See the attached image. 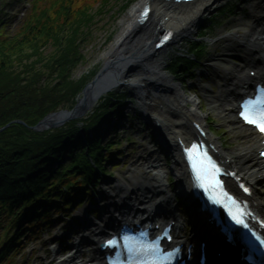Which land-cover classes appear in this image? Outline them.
<instances>
[{
  "label": "trees",
  "instance_id": "1",
  "mask_svg": "<svg viewBox=\"0 0 264 264\" xmlns=\"http://www.w3.org/2000/svg\"><path fill=\"white\" fill-rule=\"evenodd\" d=\"M112 1L51 0L42 6L45 0H37L12 36L0 20V128L14 120L26 124H11L0 133V264L14 263L24 235L49 221L52 208L67 211L78 200L83 203L82 194L91 198L94 181L106 174L108 153L118 146L103 144L101 128L122 113L127 99L123 92L106 94L87 118L61 129L38 133L29 128L48 113L70 108L95 73L98 64L72 79L83 59L81 49L113 11ZM116 1L123 12L134 0ZM97 4L100 8L94 11ZM186 45L189 55L173 57L170 68L171 74L185 78L207 55L197 43ZM58 199L61 203L55 204Z\"/></svg>",
  "mask_w": 264,
  "mask_h": 264
},
{
  "label": "rangeland",
  "instance_id": "2",
  "mask_svg": "<svg viewBox=\"0 0 264 264\" xmlns=\"http://www.w3.org/2000/svg\"><path fill=\"white\" fill-rule=\"evenodd\" d=\"M36 1L37 0H0V20L2 19L6 22V26L2 27L6 34L12 36L17 33L30 15L34 8V2ZM50 1L51 0H45L42 6L45 4L49 5ZM142 1L143 0H134L123 12L119 11V6L122 3L120 4V2L118 3L116 0L110 2L109 6H114L113 11L111 14L106 15V17L104 16L105 18L95 31L94 37L81 49L80 54L83 56V59L78 62L79 64L73 70L72 79L76 80L80 78L102 61V53L108 48L111 41L120 34L118 31L121 20L130 14V12ZM249 1L250 0H224L214 6L210 14L203 17L202 23H205V25L200 28L198 27L190 37L196 40L197 37L205 34L207 36L205 40L208 38V41L203 42V44H205L210 57L206 62L204 61V66L192 75L187 82H182L184 77L171 75L168 69L171 68L176 60L175 59L174 62L171 63L172 57L184 56L187 54L188 45H186V40L189 35L184 36L182 39H177V41L172 40L168 46L162 50L160 55L164 56L163 72L171 77L174 83L180 84L182 90L187 95H199L200 111L205 117L204 125L206 126L207 133L216 138L221 143L222 150L230 155L231 153L244 151L243 147L247 146L245 144L248 141L244 138L245 134L243 135L240 130H232L231 127L219 117L217 111L211 109L210 97L214 98L217 96V88L213 85L215 92H212L208 90V85L212 84L213 78L220 81L226 75V68H229L230 64L234 62V60L225 55L236 53L245 59L248 58L246 49L235 45L226 38L238 31L240 34H243L244 30L247 29L244 27L248 25L250 21L241 23L240 19L243 15L249 14ZM252 1L259 4V0ZM114 2H116L115 5ZM257 7H259V5ZM99 8L100 5H95L94 11H97ZM149 16L151 22H149V24L152 26L155 20L154 13L151 15L149 11ZM199 45L202 46V44ZM29 53H31V51H29ZM238 64L240 65L237 66H245L243 62H238ZM36 86H38V84ZM203 95L206 96V98H204ZM186 106L191 107V104H187ZM211 120L214 122L210 123ZM149 122L151 121L149 120ZM151 125L152 126H148L146 121L142 119V114L136 106L134 99L128 97L126 104L122 108V113L111 116L101 128L103 144L112 141L121 143L119 148H115L108 153L109 163H107L110 164L115 162L118 168L114 169L113 166L109 165L106 167L107 171L112 172V176H101L103 179L100 181L101 184L98 182L99 186L96 188L97 193L93 195L92 202H85L79 209L72 208L66 212H59L52 209L50 214L52 224L42 222L39 227H36V231H34L32 236L26 234L27 239L22 242L24 246L17 255H13L12 261L14 263L12 264H59L60 258L65 254L62 252L63 249L73 244V242L79 238V236H77L75 239H70L73 235L72 233L80 231L81 229L78 228L82 226V224L74 226L73 218L78 219V217H83L85 215L91 216V208L95 206L103 207L109 204V201L97 203V199H99L101 195H105L102 189V183L105 184L103 187L110 192V194H114L116 193V187L119 182H126L132 188L135 181L140 182L143 179H152L156 174H159L158 177H161L165 184H170L175 187L176 179L175 182L171 179V175H173L172 168L174 159L168 150H164L163 152V150L161 151L159 149L161 144L157 139L155 140L152 138V134L154 133L153 130L157 125L152 122ZM215 126H218V129H214ZM208 128L214 129L215 131L211 132ZM156 165L160 166L156 167ZM151 182L155 183L154 181ZM254 188L259 191L258 197L262 204H264V187L259 185ZM137 193L142 195V192ZM57 202H61V200H57ZM189 212L191 213V208H189ZM68 216L70 219H67ZM190 216L194 218L193 214ZM29 230L31 231L32 229ZM68 239H70V243Z\"/></svg>",
  "mask_w": 264,
  "mask_h": 264
},
{
  "label": "bare ground",
  "instance_id": "3",
  "mask_svg": "<svg viewBox=\"0 0 264 264\" xmlns=\"http://www.w3.org/2000/svg\"><path fill=\"white\" fill-rule=\"evenodd\" d=\"M146 1L144 0V2ZM222 1L224 0H197L186 7H173L168 4L154 3L151 6V12L154 13L155 20L151 28L155 25L159 26L161 23V28L171 30L172 40L177 41V39H182L186 35H192L198 27H203L205 25V23H202L203 17L210 14L213 7ZM248 5L249 14L243 15L240 19L241 23L250 21L244 27L247 29L244 30L243 34H240L238 31L226 39L246 49L248 59L259 63V61L261 62L264 59V0H259V4L250 0ZM258 5L259 7H257ZM134 10L121 20L120 32L129 26L130 17H133ZM162 18H165V20L161 22L160 19ZM149 27L150 25H148ZM206 41H208V38H206ZM155 58L148 65L150 71L148 78L146 80L143 79L148 95L146 114H148L149 120L157 125L153 132L157 135L158 141L164 149L171 153L174 159L172 171L177 180L175 191L188 200L189 196H191L190 190L192 184L189 180V172L178 141L188 142L199 138V134L192 127V124L202 123L204 125L205 117L200 111L199 97L187 95L182 90L180 84L174 83L171 77L163 72V55L159 56L158 54ZM225 72L226 76L222 78L219 95L214 98L210 97L211 109L217 111L219 117L232 130H242L236 122L237 110H233V103L236 101L237 94L240 91L249 90V87H247L248 82H246L247 78L244 77V70L240 67L230 66L226 68ZM134 76L135 74L129 75L128 79L131 80ZM123 82L125 83V81ZM126 87L121 85L112 89V93L121 92ZM187 104H191V107H187ZM246 138L248 143L246 142L245 145L247 146L243 147L244 151L231 153V155L226 154L222 150L221 143L213 136L206 134L204 139L213 144L217 156L228 160V166L237 169L239 174L252 187L264 186V174L258 170L259 167L263 166L264 161L260 160L259 163L256 162L259 160L258 154L259 150L263 147V143L252 133H248ZM257 151L258 154H256ZM133 186L131 188L128 183L119 182L116 187V193L109 197L110 204L107 209L109 208L110 211L104 212L103 216L110 220L116 216L115 214L123 208L122 205L126 202H129V205L132 204V206L145 205L150 211H153L154 207H170L171 201L169 199L171 198H167L166 196L168 195L169 186L164 183L161 177L155 176L152 179H143L140 182L135 181ZM227 186L232 190L231 186L233 185L231 181H227ZM141 191L143 192L142 195L137 193ZM258 193L259 191L254 188L252 193L253 206L262 215L264 214V204L259 199ZM195 215L197 216V214ZM109 227L107 229H113ZM195 230L202 233L204 227L201 222H197ZM96 255H99V252ZM64 264H68V261L64 262Z\"/></svg>",
  "mask_w": 264,
  "mask_h": 264
},
{
  "label": "water",
  "instance_id": "4",
  "mask_svg": "<svg viewBox=\"0 0 264 264\" xmlns=\"http://www.w3.org/2000/svg\"><path fill=\"white\" fill-rule=\"evenodd\" d=\"M154 2L156 4L167 3L166 0H154ZM191 3L192 1H179L169 6L186 7ZM134 16L130 19L129 26L113 39L99 67L79 90L72 106L48 113L34 126L29 127L32 131L42 133L58 130L65 127L69 122L87 118L102 97L121 85L128 87L125 89L126 95L134 99L142 114V119L146 121L148 126H152L146 114L148 95L143 79L146 80L150 74L148 69L150 62L155 60V56L158 54L160 56L164 50L158 43L159 35L163 29L161 23L159 26L155 25L153 28H148L149 23L147 21L149 19L147 17L142 16V14ZM164 20L165 18L160 19L161 22ZM132 74H135L134 78L128 79L129 75ZM12 123L26 125L24 121L16 120L1 128L0 132Z\"/></svg>",
  "mask_w": 264,
  "mask_h": 264
},
{
  "label": "snow or ice",
  "instance_id": "5",
  "mask_svg": "<svg viewBox=\"0 0 264 264\" xmlns=\"http://www.w3.org/2000/svg\"><path fill=\"white\" fill-rule=\"evenodd\" d=\"M244 107L246 109V111L243 113L244 118L248 120V122L257 125L261 129V131H264V99L257 100L256 102L250 101ZM248 109H252L254 113L258 112V115H250L247 111ZM191 159L194 161V173L197 175V178H202L204 175L207 174V166L205 165L202 159H197L195 156L191 157ZM228 215L236 224L243 225L245 228H247V225L240 218L238 213H234L231 210H228ZM108 243L112 244L113 241L110 240L108 241Z\"/></svg>",
  "mask_w": 264,
  "mask_h": 264
}]
</instances>
